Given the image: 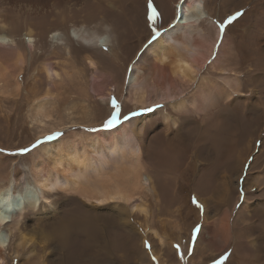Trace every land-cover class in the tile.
<instances>
[{
	"label": "bare ground",
	"instance_id": "bare-ground-1",
	"mask_svg": "<svg viewBox=\"0 0 264 264\" xmlns=\"http://www.w3.org/2000/svg\"><path fill=\"white\" fill-rule=\"evenodd\" d=\"M2 1L9 4L10 8L18 6L36 17L35 19H26L22 25L17 18H12L13 21L8 15L0 17V48L13 51L11 55L14 59L12 73H15L16 86L19 85V76L35 72L38 77L50 79L51 86L55 89H57L56 81H62L61 79L66 76L65 64L67 66L68 62L75 63L74 55L79 51L82 52V49L90 50L96 55L100 65L110 70L114 75L113 84L115 87L120 88L122 76H120V62L123 56L126 57L130 53H132L130 59L136 57L134 54L140 47L139 41L146 31L147 16L151 12L148 7L149 0H126L130 2L133 9L129 13L128 19L120 18L125 26L117 29L120 24L118 15L113 14L114 11L112 14H103V11H105L104 9L112 11L116 7L120 8V0H92V7L78 10L73 16L62 9L63 5L66 3L68 5L71 2L72 4L73 2L78 3L82 0ZM152 4L158 13L161 12L157 21L162 22L165 13L170 10L172 0H152ZM176 5V15L160 29L162 38L159 42L145 49L146 42L141 48L140 56L133 63H129L131 71L126 83L127 99L135 107L144 106L147 103H164L163 107L167 108L168 106L177 107V103H184L181 105L183 108L188 105L197 115L222 107L227 111V114H224L225 118L219 115L213 122L208 123L211 126L209 137L208 130L206 131V126H204L207 119L201 120L196 129L187 130L185 135L180 132V117L161 108L155 109L156 111L146 116L142 115V117L121 124L113 131L103 130L96 134L87 133L88 135L85 137L70 133L68 135L73 136L70 139L63 141L58 138L43 143L40 150L34 154V156L37 155V160L32 164V179L30 182L25 181L22 188L19 189V176L16 170L11 173L10 181L8 177L0 175V181H8L0 183V213L3 214V219H0V250L10 252L13 264H28L29 257L37 252L34 251L35 249L39 250L44 264L49 253H62L67 250L68 239L74 230L82 231L85 238L91 240L87 242L91 243L94 240L93 236L99 235V222L96 220V213L102 210L113 215L122 228L125 224L129 233L139 241V252L145 253L143 244L150 236L149 234H140L138 229L143 226L147 229V233L152 231L150 225L152 213L146 204V199L160 203L162 209L169 207V205L164 206L161 203L153 172L162 168L179 180L180 159L187 161L185 167L191 166L189 165L191 159L194 161V163L192 162L193 166L197 169L193 176L194 179L198 172H204L198 176L203 181H201L202 184L197 182V186L204 185L199 190L205 192L207 189L209 191L206 198L202 200L199 198L204 205L203 225L197 238L201 241L199 246L201 249L198 247L194 249L190 259L191 263H195L194 259L198 253L202 255L205 252H211L213 243L217 239H219V247L215 248L209 256L212 260L216 257L222 258L230 253L229 261L236 260L238 264H254L253 260L264 254L260 244L254 247L256 250H251V254L248 252L244 255L239 251L245 242L240 238V235H237V222H234L236 220L234 218L239 215L242 206L244 209L248 207L249 212L259 206L258 214L264 218V202L253 205L248 202L246 195L239 197L237 192L238 178L243 168L247 166L245 163L256 144L258 145L257 155L253 157L248 170L255 167L262 153L264 155V85L260 81V76L256 75L259 73L253 74L259 57L264 56L262 55L264 54V44L262 41H255L254 61H252L254 64L251 62V68H247L246 71H237L238 69L229 63L230 53L225 49V40L216 52L215 58L211 60L212 45L214 40L217 41L219 31L214 32L212 39H207L205 33H202V25L208 23L207 4L204 0H180ZM55 9L58 11L54 12ZM181 12L183 13L182 17ZM92 17L99 19L100 26L105 29L104 34L85 30V18H90L91 23L95 20L98 21ZM76 19H79L80 24H77ZM103 22L107 24L104 25ZM77 25L82 28H78ZM143 26L144 28L141 29ZM70 29L71 33L69 34ZM146 29L148 30V28ZM148 34L150 35V33ZM133 36L139 40L138 44L135 47H129L131 45L129 40ZM106 48L110 52H101ZM89 54L84 57L88 61V68L92 73V82L98 81L94 79L100 77L98 72L100 69L95 70L97 63L94 62L95 60H91ZM209 59L211 61H208ZM40 63L41 65L38 67ZM206 63H209L207 64L208 68L219 73L217 74L219 81H214V78L211 79L208 76L202 77L201 74H203L202 71ZM238 65L240 66V62ZM240 68L242 69V67ZM8 73L9 67L0 63V77L4 78ZM111 73L110 78H112ZM245 78L250 80L245 81ZM98 85L104 88L103 85ZM1 87L3 88V84ZM110 91L109 89L107 93L106 90L107 97L110 95ZM15 93V95H11L20 98L19 88ZM84 96L85 94L81 93L77 96L68 94V97L62 100L63 105H69L62 109L66 122L61 113V117L58 119H52L50 116L51 113L48 109L51 107L50 92L41 100L36 99L37 102L33 106L35 112L33 119L41 125L40 132L42 134L53 133L54 129L57 128L61 131L66 126L71 129L75 128V125H78V121L75 122L74 117L76 107L73 103L75 102L69 99L72 97L79 99ZM77 109L79 111L81 108ZM82 109L88 110L89 104L85 105L84 102ZM52 114H54V110ZM227 115L231 116V122L226 120ZM153 118L160 121V129L166 142L156 140L155 143H152L156 145V147L153 145L154 151L148 152L144 134L145 128L152 123ZM90 123H86L88 126L86 129L91 131L93 126ZM207 139L208 141H206ZM200 150L206 151L204 160L197 155ZM184 151H187L191 156L185 155ZM221 159L223 165L220 166L223 169L215 176L213 164H218ZM233 166H236L234 175L231 174L233 169L230 170ZM263 168L262 170H264ZM205 173L206 175H204ZM249 177L250 175L247 173L243 181L245 189L253 190L257 187V190L261 188L260 191H263L264 180L258 176L251 178L250 181ZM255 181L258 182L256 186ZM60 191L73 193L71 200L80 211L69 210L65 218L61 219L59 226L54 218L57 215L61 217L63 212L59 208L57 198L59 196L65 200L70 198L66 195L62 196ZM194 195L197 196L196 193ZM132 205H134L133 209L139 211L142 217L129 213V207ZM210 205L214 206L213 216L208 214L211 212ZM198 213L196 212L197 215ZM215 216H218L216 221L213 220ZM139 218L142 219V222L134 224L132 221L127 222V220L136 221ZM154 234L157 236L156 232ZM257 239L264 242V232L260 233ZM251 242L254 243L252 240ZM244 252L246 251L244 250Z\"/></svg>",
	"mask_w": 264,
	"mask_h": 264
},
{
	"label": "rangeland",
	"instance_id": "rangeland-1",
	"mask_svg": "<svg viewBox=\"0 0 264 264\" xmlns=\"http://www.w3.org/2000/svg\"><path fill=\"white\" fill-rule=\"evenodd\" d=\"M120 1H121L120 8L116 7V9H113L112 11L110 9L111 12L109 11V9H104L105 11H103V14H110V13L112 14V12L114 11L113 14L118 15L120 24L117 26V29L122 28V26H125V24L120 21V18L123 20L125 18L128 19L129 13L133 9V6H131L130 2L126 0H120ZM4 2L5 1L0 0V11L2 12V13L0 12V17L8 15L9 17H11V19L17 18L20 20L21 25L24 21H26V19L36 18L34 17L32 13L28 12L27 10L22 9V8L20 9L18 6L10 8L9 4H7L6 2L4 3ZM179 2L180 0L179 1L172 0V5L170 7V10L168 11V13L167 12L165 13V16L162 22L156 21L157 25L162 24L164 27L166 26L165 24L169 23L172 17L176 15V11H177L176 4H178ZM204 2L208 6L207 12L209 16L207 18L208 23H204L201 27V30L203 31L202 33H205L207 39H212V37L214 36V32L219 31L218 32L219 37L217 41H220V43L219 45H217V41L214 40V43L212 45L213 46L212 47L213 56H212V59L211 58L210 59L213 60V58H215L216 52H218L219 47L221 46L222 42L225 40L226 41L225 49L227 51L229 50V53H230L228 56L229 63L231 65H234L233 67L238 69L237 71H240V70L246 71L247 68H251V62L254 61L253 48H254L255 41L256 40H258L259 42L262 41L264 44V0H204ZM70 4L68 5L67 3L64 4L62 9L66 10V12H68L69 14H72L73 16L75 15V12L78 10H81V9L84 10V9L92 7L93 1L92 0H82L78 3L73 2L72 4L71 2ZM57 11L58 10L55 9L54 12H57ZM237 11L242 12V15L238 17L235 21H233L230 25H226L224 33L221 34L219 30V23L225 21L229 15H234ZM159 14H161L160 11H159ZM146 15H147V8H146ZM92 18L98 19L97 17H92ZM89 19L90 18H85L86 20L84 22L86 25L85 30H89L96 34L105 33V29L102 26H100L99 19H98L99 22L95 20L92 23L90 22ZM75 21L77 22V24H80L79 19H76ZM103 23L104 25L107 24L105 22ZM210 24H212V26H210ZM77 27L82 28L80 25H77ZM143 28L144 26L141 27V29ZM146 28H148V30ZM145 30L147 32L144 31V34L142 35V38L140 39V41L142 40L141 42L137 40V38L134 36L129 40V44H131L129 45V47H132V46L135 47L138 44V41H139L140 47L138 51H136V53L134 54L136 57H133L132 59H130V56L132 54L130 53L126 55V57L123 56L122 61L120 62V69H121L120 76L122 75L120 78L121 80L120 88L115 87V85L113 84L114 75L111 73V71L100 65V61L97 59L94 53H92L90 50H88L89 52L87 50L85 51L84 49H82L84 52L79 51L77 53L81 57H79L75 53L74 55L75 63L73 62L69 63L68 62L69 60L67 61L68 65L66 66L65 64L66 76L63 79H61L62 81L60 80L56 81L57 89L51 86L50 79H46V77L45 78L38 77L35 75V72H30L28 74L26 73V75H22L21 77L19 76L18 77L19 85L16 86L15 73L14 74L12 73L13 72L12 65L14 64L13 63L14 59L11 57V55L13 51H10V50L8 51L6 49L0 48V63L9 67V73L4 78L0 77V150H2L0 151V175L1 177L3 176L8 177V180L10 181V179H12L10 177L11 173L16 170L19 176L18 177L19 189L23 187V183L25 181L30 182L33 176V172L31 171L32 164L35 162V160H37V155L34 156V154L38 150H40V147L43 145V143L40 144L37 148L32 149L31 151L27 153H21L20 150L23 148L31 149V146L33 143H35L37 140H43L45 136L52 135L55 132L63 133V135L60 136L59 139H62L64 141V140H67L73 137L72 135H68L70 133L71 134L75 133L74 135L85 137V135H88L87 133L96 134V133L102 132L103 130L113 131L117 129L120 125H117L112 130L105 129L103 127V122L105 121V119L108 117V115L112 111L111 101L113 98H115L116 101L122 106V111L126 114L129 113L131 110L140 111L141 114L134 118H139L140 116L142 117V115L146 116L149 113H151V112L143 111V109L146 107H152L153 108L152 112L162 108L169 113L171 112L172 115L176 114L177 117H180L179 119L180 120V123H179L180 132L184 133L185 135L187 134L189 130L193 128L196 129V127L201 122V120L207 119L206 120L207 123H204V126H206L205 127L206 131L208 130L207 131L208 137L210 136L209 129L211 128V126L208 123L213 122L217 117H219V115H222L224 117L227 114L226 109L224 108L222 109V107H219L220 109L214 108L213 110H209L206 113L201 112L197 115L192 111V108L190 106L186 105L185 108H183V106L181 105H183L184 103H181V104L177 103L176 104L177 107L168 106L167 108L163 107L165 105L164 103H147L144 106L138 105L137 107H135L134 104L129 102L130 100L128 101L126 83H127V79L129 78L130 71H131L130 70L131 67L129 66L131 63L135 61V59L138 56H140V53L142 50L141 48L144 46V44H146V42L150 38V35L148 34L150 33L148 21L146 22ZM70 33H71V29L69 30V34ZM96 50H99V49H96ZM107 51L110 52L108 48H106L105 50H102L101 52L106 53ZM88 53H90L89 56H91V60L93 59V61L95 60L94 62L97 63L96 65L97 68H95V70L96 71L97 69L101 70V72L100 70H98L100 77L94 79V80H98L99 82L98 81L92 82L93 80L92 73L90 72L88 68L89 67L88 61H86L85 60L86 58L84 57L85 55H88ZM210 59L208 61H211ZM259 61L260 63H258ZM259 61L256 62L254 66L253 74L259 73L256 75L260 76L261 78L260 81L262 82V85H264V77H263L264 76V69H263L264 68V56L259 57ZM239 62H240V66L238 65ZM207 64L209 63H206V65L203 68V71H202L203 74H201L203 75L202 77L208 76V77H211V79L214 78L213 79L214 81L216 80L219 81L220 79L218 78V75H217L219 73L217 71H214L208 68L209 65ZM40 65L41 63L38 64V67H40ZM259 65L261 68L259 67ZM240 67H242V69ZM110 73L112 75V78H110L109 76ZM245 79H246L245 81L250 80L249 78H245ZM1 84H3V88L1 87ZM98 84L103 85L104 88L99 86ZM17 88H19L20 98H15V96L11 95V94L13 95L16 94L15 91ZM109 89L111 91H110V95L107 97V93ZM106 90H107V93H106ZM48 92H50V96H52L50 97L52 108L51 107L48 108L49 112L51 113L50 116H52V119H58L62 116L64 121L66 120V118H65L64 110L62 109L66 108L69 105L68 104L63 105L62 100L68 97V94L69 96H77L79 93H81L82 95L85 94L84 97L79 98V99L78 98L74 99L73 97L72 99H69L75 102L73 103L75 104V107H76L74 109V117L76 119L75 122L78 121L77 123L79 126L76 124L75 125L76 127L74 126L75 128H72V129L66 126L62 129L64 131L61 130L62 132L58 130L57 128L54 129V131H52L53 133L42 134L40 132L41 125L36 123L33 119L34 118L33 116L35 113L33 111V106L37 102L36 99L41 100L42 97H44ZM189 96H190V93H189ZM102 99H103V102H102ZM84 102H85V105L89 104L88 110L82 109V107H84ZM57 105L59 108L57 107ZM157 105H160V107H157ZM77 108H81L79 109V111L81 112H79ZM50 109L54 110V114H52L53 110L51 111ZM75 110H76V113H75ZM102 113H103V116H101ZM215 113L216 114L218 113V114L216 115ZM83 114H84V117H83ZM79 118L82 119L83 122ZM86 118H87V121H86ZM134 118H132L131 120H133ZM230 119L232 120L231 116L227 115L226 120L231 122ZM208 120L210 121L208 122ZM79 121H80V124H79ZM127 122H124V123H127ZM81 123H83V125H81ZM86 123H90L93 126V129H91V131L86 129V127H88ZM84 124H85V128H84ZM93 131L95 132L93 133ZM144 136L146 137L145 138L146 144H147L146 150L148 152L154 151L155 149L154 147H156V145L152 143H155L156 140L159 142H166V140L163 139L164 134L160 129V121L156 118H153L152 123L148 127L145 128ZM206 141H208V139ZM258 142L260 143V141H257V143ZM150 145L153 150L151 149ZM203 146L205 145L203 144ZM257 148H258V145L256 144L255 149L251 151L249 158L247 159V162L245 163V165L247 166L243 168V171L241 172L240 177L238 178V181H237V192H238L239 197H244L246 195L248 202L253 203V205H257L256 203L258 202H264V189L263 191H260L261 190L260 188V190L258 189L259 190L258 191L257 187H255V189L253 190L252 189L246 190L243 185V181L246 178L247 173L250 175L249 177L250 181H251V178L258 177V176L262 180H264V170H262L264 166V155H262L263 153L261 154L255 167H252L253 169L250 171L248 170L253 157L257 155V150H256ZM201 150L198 152L197 155L199 158H202V160H204L206 151L205 150L201 151ZM184 152H185V155L191 156L187 151H184ZM192 162L194 163V161L191 159L189 163V165L191 166L185 167V164L187 163V161L185 159L179 160V175H180L179 180L175 179L176 176L171 175V173L168 174L165 169L160 168L163 170L162 171L158 168L156 171L155 170L154 172L152 171L154 173L153 176L155 177L157 191L160 194L161 203L164 206L169 205V207L162 209V205L160 203H155L154 201L148 198L146 199V204L147 206H149V209L151 210L152 218H153V219L152 218L150 219L152 221V222L150 221L152 231H149L147 233V229L143 228V226H140L138 229V232L140 234L142 235L149 234L150 236L148 237L146 241H144V244H143L145 253L139 252V241L133 235L129 233V230L126 229L128 227L125 224H123L124 228H122V226L119 224V222H117L116 218H114L113 215L109 214L108 211L106 212L102 210L101 212L96 213V220L99 222V230H98L99 235L95 234L93 236L94 240L91 243L87 242L91 240L89 238L86 239L82 231L74 230L73 233L70 235L71 237L68 239L67 250L62 253H58V252H55L53 254L49 253L47 260H45L46 262H44V264H199L200 262H203L204 264H238L236 260H230V261L228 260L230 253L224 256L226 257V259H221V257H216L213 260L210 259L209 256L211 255V253L215 250V248L219 247V239H217V241L213 243V248L211 249V252H205V254H202V255L198 253L194 259L195 263L193 262L191 263L190 259L193 256L194 249H197V247L201 249L199 247L201 245V241H199L198 239H196L194 246H193L192 231L197 225H200L201 228L203 225L202 224L203 214L201 213L200 209H198L195 206V204H193L192 199L193 197H196L201 203L200 199L202 200L206 198L209 192L207 189L205 192L199 190V188L203 187L204 185L197 186V182L201 183V181H203L202 179H199L198 176H200L204 172L203 171L198 172L194 179L193 176L196 173L197 169L194 168ZM213 165H214L213 173L216 176L223 169L220 166V165H223L222 159L220 160L218 164L216 163ZM231 169H233V172L231 174L234 175L236 171V166H233V168H230V170ZM204 175H206V173ZM4 182L7 183L8 181L5 180ZM4 182L0 181V183H4ZM257 183L258 182L255 181V186ZM190 188L192 191L190 190ZM193 190L194 191L196 190V191L194 192ZM195 193L197 194L198 197L194 195ZM60 194L62 196L64 195L69 196L70 198L65 200L63 199V197L59 196L61 198L58 197L57 198L58 200L56 199L59 204L60 210L63 212L61 217L60 215H57L56 218H54V220L59 224V226L61 224L60 223L61 219L65 218L69 210L72 209V210L80 211L77 208V205L71 200V197L74 195L73 193L70 194L69 192L65 193L63 191L62 192L60 191ZM136 204H139V203H136ZM236 204L238 205V202H236ZM134 205L130 206L131 208L129 207V213L132 215L136 214L142 217L139 211H136L133 209ZM258 207H256L252 212H249L248 207L244 209V207L242 206V208L239 210L240 211L239 215L235 216L234 218L236 219L234 222H237L236 224L237 235H240V238L244 240L243 242H245L241 245L242 248L239 250L244 255L245 253L247 254L248 252H250L251 254V250L252 249L256 250L254 247L259 246V244L261 245V250L264 251V249H262L264 246L263 245L264 242L257 239L260 233L264 232V228H263L264 218L259 216L258 210H257ZM209 210L211 212L208 214H210V216H213L214 206L210 205ZM196 212L197 213L199 212L198 215L196 214ZM180 213L182 214L181 216H180ZM217 217L218 216H215L213 220L215 221L218 220ZM131 221L134 224L136 222L137 223L142 222V219L139 218L136 221L127 220L128 223H130ZM154 232L157 233V236H155ZM251 240L254 241V243L251 242ZM145 242H147V244L150 245V248L146 247ZM177 245L179 246V249H177L176 247ZM154 248H155V252H154ZM190 248L192 249L191 254H189ZM244 250L246 252H244ZM34 251H37V252L34 253L31 257H29L28 264H40V263L43 264V257L41 256L39 250L35 249ZM152 257H155V260H153ZM38 258H40L41 260ZM0 259H1L0 264H2L3 262H5L6 264H13V262L11 261L10 252L8 251L0 250ZM262 259H264V254L260 255L259 257H257V259L253 260V263L254 264L255 263L264 264V260L262 261Z\"/></svg>",
	"mask_w": 264,
	"mask_h": 264
},
{
	"label": "snow or ice",
	"instance_id": "snow-or-ice-1",
	"mask_svg": "<svg viewBox=\"0 0 264 264\" xmlns=\"http://www.w3.org/2000/svg\"><path fill=\"white\" fill-rule=\"evenodd\" d=\"M148 7L151 9L150 14L147 16V21L149 23V32H150V38L147 41V44L145 45V49L148 47L152 46L155 43H158L159 40L162 38V33L160 31V28L163 27L162 24L157 25L156 21L160 18V14L157 12L156 7L153 6L152 0H149ZM242 15V12L237 11L234 15H229L227 19L223 22L219 23V30L220 33L223 34L226 28V25H230L233 21H235L238 17ZM183 16V13L181 12V17ZM220 41H217V45H219ZM111 106H112V111L110 112L109 116L105 119L103 122V127L105 129H113L117 125H121L124 122L130 121L132 118L140 115V111L137 110H131L129 113H124L122 111V106L116 101L115 98L112 99L111 101ZM157 107H160V105H157ZM144 112H152L153 108L152 107H146L143 109ZM63 133H53L52 135L45 136L44 140H37L35 143L32 144L31 149L29 148H23L21 149V153H27L31 151L32 149L37 148L40 144L45 143L47 141H51L53 139H58L60 136H62ZM2 151V150H0ZM193 204L200 209L201 213L204 212V205L199 202V200L196 197H193L192 199ZM239 207V205H237ZM201 231V226L197 225L193 231H192V236H193V246L194 243L198 237V234ZM146 247L150 248V245L145 242ZM177 249H179V246H176ZM191 248L189 250V254H191ZM153 260H155V257H152ZM221 259H226V257H222Z\"/></svg>",
	"mask_w": 264,
	"mask_h": 264
},
{
	"label": "clouds",
	"instance_id": "clouds-1",
	"mask_svg": "<svg viewBox=\"0 0 264 264\" xmlns=\"http://www.w3.org/2000/svg\"><path fill=\"white\" fill-rule=\"evenodd\" d=\"M0 219H3V214L2 213H0Z\"/></svg>",
	"mask_w": 264,
	"mask_h": 264
}]
</instances>
